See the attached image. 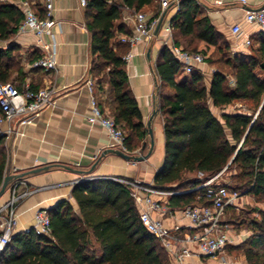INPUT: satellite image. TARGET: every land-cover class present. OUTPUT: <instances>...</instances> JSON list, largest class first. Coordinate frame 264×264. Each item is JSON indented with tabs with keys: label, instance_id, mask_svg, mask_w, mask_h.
<instances>
[{
	"label": "trees",
	"instance_id": "obj_1",
	"mask_svg": "<svg viewBox=\"0 0 264 264\" xmlns=\"http://www.w3.org/2000/svg\"><path fill=\"white\" fill-rule=\"evenodd\" d=\"M156 2L88 0L85 6L94 56L93 76L100 89L108 85L106 105L125 129L131 153L141 149L148 131L129 87L124 56L130 45L121 42L119 35L130 34L131 28L122 21L123 10L142 11ZM33 7L40 17L45 16L40 0ZM200 12L195 0H180L173 33L186 38L188 45L205 40L219 52L229 50L224 35L207 16L199 17ZM23 20L24 12L18 4L0 0V82L14 83L20 91L25 89V65L22 47L13 39ZM176 34L174 42L180 45ZM253 50L254 54L237 53L225 59L232 69L233 83L230 73L218 67L208 87L204 73L198 69L178 80L182 64L167 46L163 48L157 64L162 81L157 88V108L164 118L166 153L154 184L170 191L191 188L190 192L172 195L171 207L210 204L205 189L196 187L229 171L233 172L229 188L264 202V41ZM40 56L37 50L32 52L29 63ZM206 60L213 64L221 62L222 57L215 60L212 55ZM236 101H251L253 105L249 111L223 113V122L211 109V104L225 108ZM98 102L104 110V103ZM6 163V155L0 153V185L6 176ZM199 173L205 177L201 179ZM72 195L80 213L70 201H59L49 208L50 235L37 234L34 229L13 233L0 264H172L161 241L143 225L125 184L109 178L79 181L73 185ZM250 228L252 234L242 243L246 264H264V208L250 221Z\"/></svg>",
	"mask_w": 264,
	"mask_h": 264
},
{
	"label": "crops",
	"instance_id": "obj_2",
	"mask_svg": "<svg viewBox=\"0 0 264 264\" xmlns=\"http://www.w3.org/2000/svg\"><path fill=\"white\" fill-rule=\"evenodd\" d=\"M170 1V6L164 12L162 24L155 31L154 38L150 41H142L133 48L130 47L132 58L126 64L129 87L138 100L147 131V123L156 111L152 119L153 151L147 159L140 162L128 161L115 153H107L111 149L107 131L88 120L92 113L91 89L88 86V80L95 81L93 91L98 100L104 103V110L109 112V107L106 105L108 85L100 89L97 79L93 76L94 56L91 51V33L86 25V8L82 6L80 0H55L54 16L59 24L52 28V34L46 35L44 40L56 47L57 71L31 69L28 60L30 55L36 50L42 54L43 50L37 45L34 33L26 32L16 35L15 42L25 51L23 53L26 57L24 62L26 77L23 87L29 85L35 89H41L53 86L57 91L55 103L46 107L32 123L22 125L19 119H15L12 123L4 124V128L9 126L13 128V133L3 137L0 145V153H4L7 158L6 175L15 176L48 167L40 173L12 179L6 192L0 197V204L5 203L10 196V187L17 180L23 181L21 190H33L31 195L23 198L18 204V223L14 233L33 229L35 212L40 208H52L61 200L70 201L76 212L80 213L77 201L72 195L73 184L71 183L81 178L117 176L154 184L155 176L164 164L166 153L164 118L157 108V88L162 84L157 64L165 46L171 50L172 45H177L174 42L176 32L173 33L172 29H167L170 26L172 28L173 20L178 12L174 0ZM195 1L200 7L199 17L207 16L210 19L228 41L234 55L247 52L248 47L244 44L245 37H250L252 44L255 43L256 47L264 41V32L256 24L246 21L249 11L263 6L262 0H247V4H241L236 0ZM160 7L161 0H158L155 4L145 6L142 11L153 16L157 11L159 12ZM131 12L133 10L125 7L122 19L130 28H132L131 23L126 22L124 17ZM235 24L242 25L243 33L240 36L232 32ZM176 36L181 41L178 46L197 48L206 59L215 53L216 46L205 40H195L194 45H188L186 38L179 33ZM212 65L206 60L205 64L196 68L204 73L208 87L217 70ZM187 74L182 71L178 75V80ZM166 89L167 92H171L169 87ZM211 109L222 122L223 113L245 112L241 108L230 111L226 107H215L212 104ZM216 110L220 112L219 115ZM144 142H147V147L145 149L141 147L132 155H145L149 152L151 147L149 132ZM181 191L187 193L191 191V188ZM170 197L155 196L170 207V213L165 215L156 213V216L169 227L176 223L182 225L183 234L196 232V228L191 227V221L183 216V208L170 206ZM238 242L240 241H236L235 244ZM202 260H206V257L195 256L186 260L184 264H201ZM171 263L174 264L172 260Z\"/></svg>",
	"mask_w": 264,
	"mask_h": 264
},
{
	"label": "built area",
	"instance_id": "obj_3",
	"mask_svg": "<svg viewBox=\"0 0 264 264\" xmlns=\"http://www.w3.org/2000/svg\"><path fill=\"white\" fill-rule=\"evenodd\" d=\"M18 4L24 12V20L18 33L32 32L36 36L37 45L43 50L40 56L31 67L45 70L57 71L58 62L56 57V47L44 40L46 35L52 34V28L59 24L54 16L55 0H40L45 9V16L40 17L33 5L36 0H19ZM241 4H247V0H236ZM82 6H86L88 0H80ZM177 10H180V0H174ZM263 6L259 9L249 11L246 16L248 23L256 24L264 32V0ZM170 0H161V7L157 15L149 16L144 11L131 12L125 15L126 22L131 23V33L120 36V41L128 43L131 48L142 41H150L155 36L159 23L166 9L170 6ZM129 9V8H128ZM132 10V9H131ZM171 30V26L167 28ZM232 32L240 36L243 33L242 25L235 24ZM244 44L249 47L252 44L250 37H245ZM171 51L182 64L183 71L192 72L198 66L206 63V57L201 52L186 50L182 46L172 45ZM132 58L130 50L124 59L128 61ZM91 89L92 113L88 120L92 124L102 126L108 133L109 147L121 150L127 154H134L128 150L126 145V131L121 124L116 122L110 112L103 110L99 105L97 96L93 91L95 81L88 80ZM56 88L48 86L39 90H33L29 85L23 91L11 82H0V139L13 133L12 126L4 128L5 122L12 123L15 119L20 120V124L32 123L42 111L55 103ZM223 172L204 180L196 189L204 188L205 197L210 204L188 205L182 209L183 216L191 221V227L196 228L194 233H182L184 228L176 223L172 227L167 226L164 221L156 216V213H170L168 204H164L155 196H172L186 191L163 190L155 184L145 183L127 177H84L79 181H86L95 178H109L121 182L128 187L130 196L135 200L139 211L140 219L146 229L157 237L167 250L170 259L174 264H184L186 260L195 256H224L230 245L236 242V235L226 224L225 218L227 209L236 206L242 200L243 195L237 190L231 189L226 183L219 182L218 179ZM199 177H204L199 173ZM75 182V183H76ZM72 182L71 184H75ZM22 180H17L10 187L9 199L0 204V257L9 244L11 237L18 223V204L20 201L31 195L33 190H21ZM2 185H0L1 190ZM34 230L37 234L50 235L52 221L48 208H40L35 212Z\"/></svg>",
	"mask_w": 264,
	"mask_h": 264
},
{
	"label": "rangeland",
	"instance_id": "obj_4",
	"mask_svg": "<svg viewBox=\"0 0 264 264\" xmlns=\"http://www.w3.org/2000/svg\"><path fill=\"white\" fill-rule=\"evenodd\" d=\"M13 2L19 3V0H11ZM16 39V36L14 37V41ZM256 47V44L253 43L252 46L248 47L247 52L248 54H254L253 48ZM225 49V47H224ZM25 51H21V55L23 57V62H26V57L24 55ZM233 51L231 49L229 50H223L222 52H219L216 48L215 53L213 55V59H220L222 57V61L213 63V67L221 68L226 72L230 73V81L233 83L234 78L232 76V69L227 64H225V59L229 57H233ZM251 101H236L234 104L229 105L226 107V109H229L230 111H234L238 108H241L243 111H249L252 107ZM216 113L219 115L220 112L216 110ZM232 171L226 172L223 175H221L218 179L219 182L222 183H231V175ZM205 177V176H204ZM245 196L234 208H231L226 213V224L232 229L233 233L236 235V241L238 244H232L227 249V252L224 256H218V257H211V256H203L206 257V260H202L201 264H246V259L244 255V249H243V241L249 237V235L252 234V230L250 228V221L253 218H256L258 216L259 209L264 208V202L259 201L257 198L253 197L252 195H243Z\"/></svg>",
	"mask_w": 264,
	"mask_h": 264
},
{
	"label": "water",
	"instance_id": "obj_5",
	"mask_svg": "<svg viewBox=\"0 0 264 264\" xmlns=\"http://www.w3.org/2000/svg\"><path fill=\"white\" fill-rule=\"evenodd\" d=\"M161 24H162V21L159 23L158 29L160 28ZM155 114H156V111L154 112L153 116L150 118V120L147 123L148 132H149V134L151 136V147H150V150H149V152L147 154H145V155H132V154L124 153L121 150L114 149V148L109 149L107 151V153H115V154L123 157L124 159H126L128 161H134V162H140V161H143V160L147 159L152 154L153 146H154V137H153V131H152V119H153ZM146 147H147V142H144L142 148L145 149ZM47 169H48V167H42V168H38V169H34V170H31V171L22 173L20 175H15V176L6 175L5 178H4L1 190H0V197L6 192L8 186L10 184V181L12 179H14V178H22V177L30 175V174L40 173V172L45 171Z\"/></svg>",
	"mask_w": 264,
	"mask_h": 264
}]
</instances>
